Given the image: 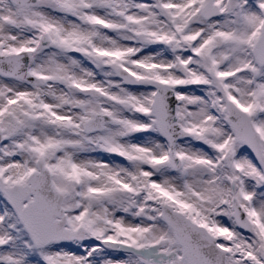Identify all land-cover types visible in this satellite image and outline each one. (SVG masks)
I'll return each instance as SVG.
<instances>
[{"label":"snow or ice","instance_id":"6c2138e0","mask_svg":"<svg viewBox=\"0 0 264 264\" xmlns=\"http://www.w3.org/2000/svg\"><path fill=\"white\" fill-rule=\"evenodd\" d=\"M0 264H264V0H0Z\"/></svg>","mask_w":264,"mask_h":264}]
</instances>
